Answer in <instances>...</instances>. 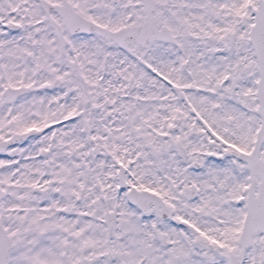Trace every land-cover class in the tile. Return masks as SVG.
Listing matches in <instances>:
<instances>
[{
	"label": "snow or ice",
	"instance_id": "6c2138e0",
	"mask_svg": "<svg viewBox=\"0 0 264 264\" xmlns=\"http://www.w3.org/2000/svg\"><path fill=\"white\" fill-rule=\"evenodd\" d=\"M0 264H264V0H0Z\"/></svg>",
	"mask_w": 264,
	"mask_h": 264
}]
</instances>
